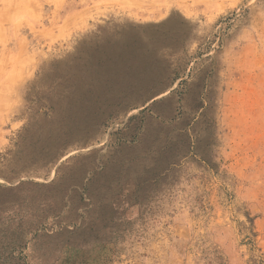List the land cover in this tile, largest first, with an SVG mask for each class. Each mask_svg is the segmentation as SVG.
<instances>
[{"label": "rangeland", "instance_id": "rangeland-1", "mask_svg": "<svg viewBox=\"0 0 264 264\" xmlns=\"http://www.w3.org/2000/svg\"><path fill=\"white\" fill-rule=\"evenodd\" d=\"M0 264H264V0H0Z\"/></svg>", "mask_w": 264, "mask_h": 264}]
</instances>
